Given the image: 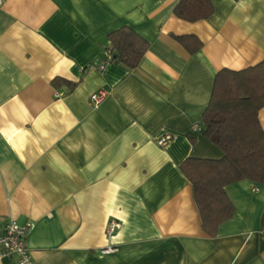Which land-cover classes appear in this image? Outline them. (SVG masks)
<instances>
[{
  "label": "crops",
  "instance_id": "obj_1",
  "mask_svg": "<svg viewBox=\"0 0 264 264\" xmlns=\"http://www.w3.org/2000/svg\"><path fill=\"white\" fill-rule=\"evenodd\" d=\"M179 1L2 0L0 233L9 219L32 224L31 264H264V185L226 186L234 212L211 236L180 169L223 156L204 111L218 71L264 61V0H212L196 22L175 15ZM122 27L149 43L138 67L97 69ZM174 36L202 46L190 53ZM258 119L264 130V107Z\"/></svg>",
  "mask_w": 264,
  "mask_h": 264
},
{
  "label": "trees",
  "instance_id": "obj_2",
  "mask_svg": "<svg viewBox=\"0 0 264 264\" xmlns=\"http://www.w3.org/2000/svg\"><path fill=\"white\" fill-rule=\"evenodd\" d=\"M175 15L188 22L206 20L213 14L212 0H180ZM110 63L128 69L138 67L149 43L129 27L110 33ZM190 53L202 43L194 36H174ZM55 88L73 84L56 78ZM264 107V61L243 70L217 72L203 115L205 137L222 152L221 159L187 158L180 169L193 187L203 230L213 236L230 219L234 207L226 186L249 180L264 185V130L258 113ZM264 227V212L261 218Z\"/></svg>",
  "mask_w": 264,
  "mask_h": 264
},
{
  "label": "built area",
  "instance_id": "obj_3",
  "mask_svg": "<svg viewBox=\"0 0 264 264\" xmlns=\"http://www.w3.org/2000/svg\"><path fill=\"white\" fill-rule=\"evenodd\" d=\"M2 5V0H0V6ZM107 58L96 65V68L99 70H104L105 67L110 64V53L106 52ZM64 92H56V97H62ZM108 96V92L105 90H100L98 92L93 93L90 96V103L94 106L102 103L106 97ZM172 140V136L169 134L163 135L159 139H157V143L159 146H165ZM32 228V224L28 223L25 225H20L14 219H9L3 226L2 231L0 233V260L4 258H12L17 257V264H31V255L30 251L26 245V240L28 234ZM120 228V223L111 220L109 221L106 229V237L111 240L117 231ZM117 248L115 246H108L102 249V253L110 254L115 253Z\"/></svg>",
  "mask_w": 264,
  "mask_h": 264
}]
</instances>
